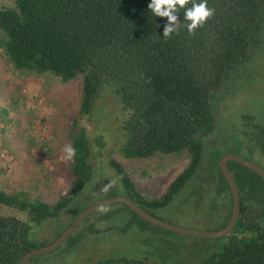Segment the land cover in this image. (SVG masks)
<instances>
[{"label":"trees","instance_id":"obj_1","mask_svg":"<svg viewBox=\"0 0 264 264\" xmlns=\"http://www.w3.org/2000/svg\"><path fill=\"white\" fill-rule=\"evenodd\" d=\"M12 1L14 8L0 9V52L14 72L51 76L60 83L81 79L78 120L90 118L104 90L112 92L127 117L117 121L124 135L119 152L125 160L188 157L165 193L149 201L123 166L110 160L127 198L151 216L149 210L166 207L196 174L205 148L215 146L213 134L225 105L254 99L264 87V0H208L214 14L202 27L191 34L181 27L169 38H163L166 18L149 12L150 0ZM78 120L68 133L76 155L69 162L71 184L65 195L47 204L31 200L25 192L10 195L0 190V205L26 216L24 221L0 216V264H20L35 250L38 240L32 237V227L74 208L73 201L90 179L87 130ZM229 165L233 178H240V171ZM215 168L229 189L219 163ZM241 204L237 224L203 264H264V202L255 207ZM93 215L77 229L93 232L88 224ZM76 233L67 240L71 248L61 255L62 261L78 260V255L71 257L79 241ZM100 253L94 251L99 255L96 264H139Z\"/></svg>","mask_w":264,"mask_h":264},{"label":"rangeland","instance_id":"obj_2","mask_svg":"<svg viewBox=\"0 0 264 264\" xmlns=\"http://www.w3.org/2000/svg\"><path fill=\"white\" fill-rule=\"evenodd\" d=\"M14 7L12 0H0V9ZM81 89V79L60 83L51 76H20L0 52V190L10 195L25 192L31 200L47 204L56 203L69 191L71 177L64 147L71 145L69 129L79 118ZM254 97L237 106L225 105L213 134L215 146L205 148L196 174L166 207L148 209L154 218L195 231L222 229L232 211V198L226 184L215 174L217 163L233 153L264 170V87ZM125 118L113 93L104 90L90 118L78 120L79 127L87 130L91 177L73 201L74 208L61 217L32 227V237L40 242L36 249L54 241L82 212L83 206L129 196L110 167V160L123 166L137 191L148 201L160 198L187 166L185 155L125 160L119 152L124 135L117 126V121L121 123ZM229 164L230 170L240 171L242 177L234 179L240 201L251 207L264 202L261 180L233 162ZM118 212L133 214L118 204L101 209L96 215ZM0 216L26 219L19 211L3 205H0ZM88 224L92 225L93 232H86V237L83 238L82 226L75 231L79 241L71 257L78 255V260H61L62 254H69V240L51 253L32 258L29 264H96L99 255H94V251L102 242L111 245L108 255L133 263L203 264L222 243L221 239L195 238L166 231L135 216L91 217Z\"/></svg>","mask_w":264,"mask_h":264},{"label":"water","instance_id":"obj_3","mask_svg":"<svg viewBox=\"0 0 264 264\" xmlns=\"http://www.w3.org/2000/svg\"><path fill=\"white\" fill-rule=\"evenodd\" d=\"M228 162H234L242 167L248 169L249 171L253 172L256 174L261 181L264 184V170L257 166L254 163H251L249 161H246L239 157L236 154L230 153L225 155L224 157L221 158L219 161V166L221 173L229 187L230 193H231V198H232V212H231V217L228 221V224L226 227L222 230L215 231V232H204V231H195V230H189V229H184V228H179L175 227L169 224H166L162 221H159L158 219L152 217L150 214L142 210L140 207L135 205L132 201H130L127 197H115L106 201H100L92 204L91 206L87 207L85 210H83L79 215H77L73 221L69 224V226L61 233V235L56 238L54 241H52L50 244H48L45 247L39 248L32 250L28 253H26L21 261L20 264H29V261L32 258L45 255L48 253L53 252L57 248H59L62 244H64L70 237L71 235L75 232V230L78 228V226L88 217L96 213L97 211L117 205V204H122L125 207H127L132 213L137 215L139 218L144 220L145 222L154 225L160 229L170 231L176 234L180 235H185V236H190V237H195V238H205V239H223L227 237L235 225L237 224L238 218H239V212H240V196H239V191L237 184L229 171L227 167Z\"/></svg>","mask_w":264,"mask_h":264},{"label":"clouds","instance_id":"obj_4","mask_svg":"<svg viewBox=\"0 0 264 264\" xmlns=\"http://www.w3.org/2000/svg\"><path fill=\"white\" fill-rule=\"evenodd\" d=\"M188 4L191 6L186 7ZM148 10L154 17L166 18L167 23L163 27V38H169L178 33L181 27L186 28L187 32L191 34L198 27H202L214 14V10L208 7V0H150ZM64 153L65 159L72 162L76 150L71 145H66Z\"/></svg>","mask_w":264,"mask_h":264},{"label":"flooded vegetation","instance_id":"obj_5","mask_svg":"<svg viewBox=\"0 0 264 264\" xmlns=\"http://www.w3.org/2000/svg\"><path fill=\"white\" fill-rule=\"evenodd\" d=\"M230 162L227 163V167H228V164ZM232 174V173H231ZM233 176V175H232ZM111 207V206H110ZM241 211H242V204L240 203V212H239V217H241ZM232 212V211H231ZM97 213V212H96ZM96 213H94V215L92 217H138L137 215L135 214H132V215H127V214H104V215H96ZM134 215V216H133ZM231 217V216H230ZM97 221H95L96 223ZM228 224V223H227ZM86 233V232H84ZM107 242H102V243H99V248L97 246V249L95 250L96 253H98L99 255L101 254L100 252L102 251L103 252V258L106 257V255L108 256V258H111L112 257V254L108 255L109 254V251H110V245H106ZM104 247H102V246ZM98 251V252H97ZM101 257V255H100Z\"/></svg>","mask_w":264,"mask_h":264},{"label":"bare ground","instance_id":"obj_6","mask_svg":"<svg viewBox=\"0 0 264 264\" xmlns=\"http://www.w3.org/2000/svg\"><path fill=\"white\" fill-rule=\"evenodd\" d=\"M118 205V204H117ZM98 212V211H97ZM153 217V216H152Z\"/></svg>","mask_w":264,"mask_h":264}]
</instances>
